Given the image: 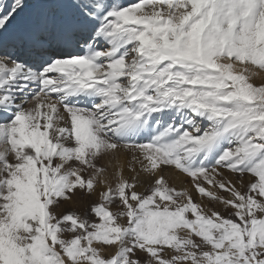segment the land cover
<instances>
[{
    "label": "snow or ice",
    "instance_id": "6c2138e0",
    "mask_svg": "<svg viewBox=\"0 0 264 264\" xmlns=\"http://www.w3.org/2000/svg\"><path fill=\"white\" fill-rule=\"evenodd\" d=\"M0 264H264V0H0Z\"/></svg>",
    "mask_w": 264,
    "mask_h": 264
},
{
    "label": "rangeland",
    "instance_id": "374dc122",
    "mask_svg": "<svg viewBox=\"0 0 264 264\" xmlns=\"http://www.w3.org/2000/svg\"><path fill=\"white\" fill-rule=\"evenodd\" d=\"M68 207L71 208V206H68ZM77 207H79L80 210L83 211V207L82 206L77 205Z\"/></svg>",
    "mask_w": 264,
    "mask_h": 264
}]
</instances>
